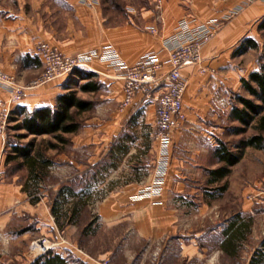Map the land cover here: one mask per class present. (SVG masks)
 I'll use <instances>...</instances> for the list:
<instances>
[{"label":"crops","instance_id":"1","mask_svg":"<svg viewBox=\"0 0 264 264\" xmlns=\"http://www.w3.org/2000/svg\"><path fill=\"white\" fill-rule=\"evenodd\" d=\"M17 1L15 9H0V64L8 71L12 67L10 64H19V76L23 79L41 71V62L34 52L39 41L65 52L110 44L124 61L132 65L148 52H155L164 61L167 50L163 42L172 35L176 22L184 16L198 23L218 26L215 36L202 48V62L186 65L182 69L188 82L182 99L186 119L182 128L172 136L167 178L161 196L138 201L132 199L148 182L131 178L116 190L123 195L105 198L98 203L97 211L102 223H126L124 236L129 241H143L138 249L123 250V264H219L218 258L228 257L220 244L230 219L238 213L246 217L251 215L253 222L259 216L264 217V193L255 202L242 201L229 218H217L212 213L216 204L208 205L217 196L208 197L205 194L212 191L206 189L204 182L207 171L218 165L213 155L217 140L223 139L233 125L230 114L236 96H248L242 88L241 79H247L250 72L258 69L254 60L240 62L244 55L257 49H248L237 55L234 50L246 38L258 43V49L263 48L258 34L262 31L259 24L264 18V0L252 3L246 0H160L161 20L156 18L155 0H148L145 7L130 10L126 22L115 25L107 23L99 0H27V10L25 0ZM2 12H5V17H2ZM57 13L67 15L62 33H58L55 27ZM150 27L157 32L151 33L148 30ZM4 38L8 40L3 41ZM85 69L93 72L112 95L111 99L120 103L123 89L121 70L97 59ZM163 70H168V64H164ZM63 81L57 79L26 90L16 106L32 110L54 105L56 96L63 92ZM8 91L0 88V100L7 97ZM154 119L155 104L141 102V95L138 94L133 104L113 119V125L119 128L112 145L124 132V123L127 128L147 129L148 126L153 127ZM85 140L80 137L79 142L74 141V144L84 145ZM141 140L138 134L132 140L127 139L124 142L127 148L125 156L130 153L131 146H140ZM144 145L148 155L157 160V142L149 138V143L144 142ZM4 157L0 134V172ZM57 232V224L48 207L43 208L40 201L32 203L21 185L0 181V264H25L24 245L36 236L54 240ZM126 243L123 241V244ZM156 249L159 252L154 255ZM68 250L71 251H65ZM59 251L55 252L61 254ZM249 260L246 258L245 264H249ZM81 261V264L103 263L100 259L96 261L85 257Z\"/></svg>","mask_w":264,"mask_h":264},{"label":"rangeland","instance_id":"2","mask_svg":"<svg viewBox=\"0 0 264 264\" xmlns=\"http://www.w3.org/2000/svg\"><path fill=\"white\" fill-rule=\"evenodd\" d=\"M99 1L102 13L107 23L111 25L126 22L130 16V10L135 7H145L148 4V0ZM17 4V0H0V9H8L10 7L15 9ZM27 6L28 3L27 0H25L24 7L26 10ZM2 17H5V12H2ZM55 17V27L58 33H62L66 25L67 15L65 13H57ZM258 39L261 44L264 43V30L259 31ZM7 40L6 38L3 39V41ZM79 51L83 50L63 52L73 54ZM262 52V47L257 50H252L247 55H244L242 59H240V62L242 61L244 63L248 60H254L257 65L258 61L261 60ZM10 65L12 66L11 69H9L10 71L6 70L1 64L0 70L9 75L12 74L15 83L22 86H27L30 82L38 79L40 75L44 73V67L41 64V71H39L38 74L33 75L31 78L26 77L23 79L19 76V64L15 63ZM48 82H44L37 87ZM0 88L5 89L2 87ZM9 95L10 92L8 91L7 97L0 101H7ZM78 95L83 97V99L93 100L95 106L90 111L82 114L83 126L76 134L69 136L71 140L70 145H66L63 150L59 152L55 150L47 151V154L52 158L53 164L50 167L48 176L40 183L39 190L37 191L38 201L41 202L43 208L46 206L50 209V205L57 196L56 194L62 185L69 184L79 189L78 187L82 186L85 181L89 179L90 176H88V173L97 170L98 167H101L103 162L108 160L106 155L111 148L110 146L112 145L113 138L115 134H117V129L119 128L117 125H113V119L122 112V110H120V103L115 99H111L112 95L107 91V88L102 86L101 90L95 94L78 92ZM106 96H109L108 99ZM16 107L17 106L14 105L13 108ZM1 110L2 108L0 107V113ZM9 114L5 120L4 129H0V134L3 139V153L5 156L8 151L9 141L15 140L13 136L14 131L10 129L13 122L9 121ZM2 121L3 119L0 118V124ZM232 124L238 125L235 122ZM123 131L134 134L135 136L137 134L140 135L142 137L140 146L139 144L131 146L128 150L130 153L127 156L124 154L119 160L107 161L109 162V166L103 171V175L98 177L95 187L93 188L92 204L86 208L79 224H64L62 228L57 226L58 232L54 240L47 236H36L24 245L25 250L23 251V257L25 264H32L34 262L32 257L42 250V248L37 249L38 247L35 245L36 239L42 238L47 240V244H55L50 251L55 252L60 250L59 252L66 258V264H81V258L84 257L96 261L100 259L101 262H103L102 264H123L125 261V257L122 253L124 249L133 251L137 247L139 248L143 245V241L139 242L135 239L129 241V238L124 236L127 232L126 223H118L116 225L112 223H102L100 222L97 211L98 203L102 202L105 198L112 197V195L117 197L123 195L116 190L118 187L124 186L127 180L133 178L149 182L151 179V174L154 169L153 162H155L156 159L153 158V155H148L144 142L148 144L149 138L155 141L154 128L150 126H148L147 129H139L137 127L127 128V124L124 123L122 132ZM227 131L223 139L232 144H235L241 140V138L243 139L254 132L250 128H247L242 134L230 135ZM80 137L84 138V140L87 138L84 145L74 144V141L79 142ZM46 139H49V137L42 136L33 139V137L28 136L24 138V140L21 139L20 142L27 143L30 140H34L36 143H39L41 140ZM231 147V149L236 152V148L234 146ZM152 160L153 162H151ZM135 166H137V172L134 168ZM0 176V181L15 182L22 186L25 181L26 171L25 169L13 171L12 166L5 165L3 161ZM226 183L227 189L222 192L221 195H218L215 200L213 199L208 202L209 206L216 204L217 207L213 208L212 213H215L217 218H229L231 213L238 210V206L242 201L255 202V200H258L261 194L264 193V151L246 148L240 161L231 168V172L226 178ZM258 193L260 194L258 195ZM28 197L31 199L30 196ZM208 213L207 211L206 215H208ZM89 222H92L91 226L87 232H84L83 229ZM263 240L264 217L259 216L254 219L252 231L245 240L238 255L234 258L221 256L218 258L219 264H245L246 258H250L256 248H262L261 243ZM123 241L127 242L126 245L123 244ZM66 249H70L71 251H65ZM156 252H159V249H156L154 253Z\"/></svg>","mask_w":264,"mask_h":264},{"label":"trees","instance_id":"3","mask_svg":"<svg viewBox=\"0 0 264 264\" xmlns=\"http://www.w3.org/2000/svg\"><path fill=\"white\" fill-rule=\"evenodd\" d=\"M259 29L264 30V18L259 24ZM258 43L251 38L240 42L234 53L241 54L248 49H258ZM81 81V82H80ZM242 88L248 96L237 95L232 104L231 119L238 125L228 128L230 135H239L250 128L254 132L245 138H241L235 144L224 139L217 140V146L213 149V155L218 163L215 168L207 171L204 182L208 197L221 195L227 188L226 180L231 168L236 165L243 156L246 148L264 151V43L261 60L258 61V69L250 72L247 79H241ZM102 84L96 75L85 68H77L71 76L64 79L63 92L56 96L54 105H45L28 110L23 106H17L9 114V121L13 122L10 129L14 131L15 140L9 141L8 151L4 160L5 165L12 166V170L25 169L26 177L22 184V190L31 197L35 203L39 200L37 191L39 185L48 176L52 166V158L47 154L49 150L61 151L66 145L71 144L70 135L76 134L83 126L82 114L90 111L95 102L80 97L81 93H97ZM31 136L34 138L48 136L49 139L36 143L30 140L27 143L21 139ZM135 135L123 132L117 142L110 146L106 158L107 161L117 160L127 148L124 142L132 140ZM231 146L236 148L233 151ZM103 162L101 167L88 173L89 179L79 189L72 185H62L57 196L50 205V212L59 228L64 224H79L86 208L92 204L93 188L99 176L108 168L109 162ZM136 172L137 166L134 167ZM92 222L85 225L83 231L87 232ZM253 217L242 216L239 213L232 216L223 233L220 244L221 250L234 258L238 255L242 242L251 232ZM262 248H256L251 254L249 264H264V240ZM66 258L61 254L48 251L38 257L32 264H65Z\"/></svg>","mask_w":264,"mask_h":264},{"label":"built area","instance_id":"4","mask_svg":"<svg viewBox=\"0 0 264 264\" xmlns=\"http://www.w3.org/2000/svg\"><path fill=\"white\" fill-rule=\"evenodd\" d=\"M246 1L252 3L258 0ZM155 2L156 18L161 20V1L155 0ZM217 28V25L198 23L195 19L184 16L176 22L172 35L163 42L167 50V58L164 61L155 52H148L132 65L124 61L115 47L110 44L67 54L56 46L39 41L35 45L34 52L44 67V73L38 79L27 86H22L15 83L12 74L9 75L0 70V87L10 92L7 101H0L2 108L0 118L3 119L0 129H4L8 114L14 105L23 99L26 90L44 82L65 79L77 68H86L94 59L102 61L109 67L122 71L123 89L120 110L130 107L138 94L141 95V102L155 104L153 132L158 144L159 157L155 161L150 181L137 191L132 199H157L162 194L163 184L167 178L168 149L172 136L174 132L182 128L186 119L182 99L188 82L182 74V69L186 65H197L202 62V48L215 36ZM148 30L151 33L157 32L154 27ZM164 64H168L167 71L163 70ZM200 70L205 69L200 68ZM46 242L44 238L36 239L37 249L42 248V250L32 257L33 261L38 256L46 254L55 245L54 243L46 245Z\"/></svg>","mask_w":264,"mask_h":264}]
</instances>
